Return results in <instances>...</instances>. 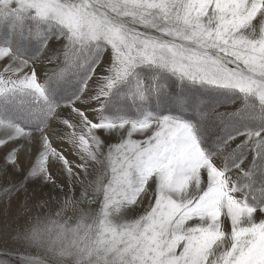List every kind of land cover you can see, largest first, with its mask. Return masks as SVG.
I'll use <instances>...</instances> for the list:
<instances>
[{
  "label": "snow or ice",
  "instance_id": "obj_1",
  "mask_svg": "<svg viewBox=\"0 0 264 264\" xmlns=\"http://www.w3.org/2000/svg\"><path fill=\"white\" fill-rule=\"evenodd\" d=\"M0 28V178L24 157V182L67 194L57 162L83 186L23 234L46 258L19 264H264V0H0ZM52 39L54 67H38ZM169 78L242 100L214 144Z\"/></svg>",
  "mask_w": 264,
  "mask_h": 264
},
{
  "label": "rangeland",
  "instance_id": "obj_2",
  "mask_svg": "<svg viewBox=\"0 0 264 264\" xmlns=\"http://www.w3.org/2000/svg\"><path fill=\"white\" fill-rule=\"evenodd\" d=\"M7 34L6 28H0V37ZM37 47L30 48V52L35 53ZM60 48V44L52 39L49 45L39 53L36 61L37 66L45 69H51L54 65L48 64L47 57L54 54ZM103 71V67L98 69V73ZM168 83L175 91H186L189 96L196 102L195 110H186V117H194L202 121L208 130V140L215 143L222 130L215 119L219 114L231 113L235 109L242 106V100L234 94L223 93L212 89H201L198 86L181 87L174 78H169ZM197 89V90H196ZM203 109V112H201ZM63 116H69V110L62 108L58 110ZM188 113V114H187ZM73 122L78 120L72 117ZM69 129L60 125L54 120L49 127L48 135L52 140L53 146L58 150H64L69 160L76 161L77 158L69 151L70 145L61 136L65 135ZM39 136V133H35ZM231 150V146L226 148L221 155H225ZM4 153L0 152V167L3 165ZM251 156H249V161ZM30 161L24 157H20V164L23 168V175L14 176L9 173L7 176L0 178V193L8 187L13 191L9 195H0V264H19L17 260L18 254H31L34 256L45 257L43 249L29 246L22 236L25 232L33 227H42L47 223L48 219H55V213L60 210L64 202L69 198L78 201L83 186L79 182L69 181L68 177L62 172L61 165L53 162L51 172L53 179L57 185H63L69 191L65 194L62 190L53 186L46 185L41 177L34 178L29 182H24V176L27 174ZM248 166L246 162L245 167ZM83 179V177H82ZM94 179V175L85 180L87 184ZM16 189H19L18 191ZM74 190V195H73ZM90 191V190H89ZM85 211L89 210V206L80 205ZM94 208L95 206H91ZM146 207V205H145ZM141 214L140 212L137 215ZM71 216L72 222H75L76 214L71 209L65 212L64 218ZM46 258V257H45ZM48 264H52L49 259Z\"/></svg>",
  "mask_w": 264,
  "mask_h": 264
},
{
  "label": "trees",
  "instance_id": "obj_3",
  "mask_svg": "<svg viewBox=\"0 0 264 264\" xmlns=\"http://www.w3.org/2000/svg\"><path fill=\"white\" fill-rule=\"evenodd\" d=\"M37 46H39V45H34L33 47H37Z\"/></svg>",
  "mask_w": 264,
  "mask_h": 264
},
{
  "label": "bare ground",
  "instance_id": "obj_4",
  "mask_svg": "<svg viewBox=\"0 0 264 264\" xmlns=\"http://www.w3.org/2000/svg\"><path fill=\"white\" fill-rule=\"evenodd\" d=\"M197 90V89H196ZM188 114V113H187Z\"/></svg>",
  "mask_w": 264,
  "mask_h": 264
}]
</instances>
